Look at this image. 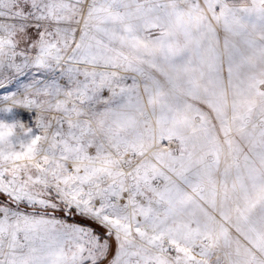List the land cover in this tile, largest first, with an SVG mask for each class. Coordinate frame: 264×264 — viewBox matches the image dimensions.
<instances>
[{
    "label": "snow or ice",
    "instance_id": "snow-or-ice-1",
    "mask_svg": "<svg viewBox=\"0 0 264 264\" xmlns=\"http://www.w3.org/2000/svg\"><path fill=\"white\" fill-rule=\"evenodd\" d=\"M0 264H264V0H0Z\"/></svg>",
    "mask_w": 264,
    "mask_h": 264
}]
</instances>
